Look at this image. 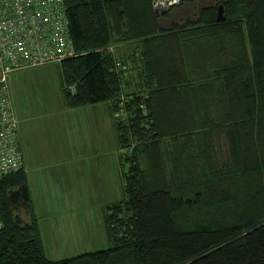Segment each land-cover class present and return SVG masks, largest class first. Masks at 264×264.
<instances>
[{"label":"trees","instance_id":"obj_1","mask_svg":"<svg viewBox=\"0 0 264 264\" xmlns=\"http://www.w3.org/2000/svg\"><path fill=\"white\" fill-rule=\"evenodd\" d=\"M216 1L166 30L154 0H65L64 101L107 104L125 195L108 248L54 260L8 203L25 169L0 178V264H264V0Z\"/></svg>","mask_w":264,"mask_h":264},{"label":"rangeland","instance_id":"obj_2","mask_svg":"<svg viewBox=\"0 0 264 264\" xmlns=\"http://www.w3.org/2000/svg\"><path fill=\"white\" fill-rule=\"evenodd\" d=\"M215 3L217 12L216 0H192L172 13L181 25ZM136 47V42L112 46L125 55ZM8 85L46 256L65 259L108 248L106 206L124 198L125 181L107 104L68 107L58 61L14 71ZM15 210L30 221L25 209Z\"/></svg>","mask_w":264,"mask_h":264},{"label":"built area","instance_id":"obj_3","mask_svg":"<svg viewBox=\"0 0 264 264\" xmlns=\"http://www.w3.org/2000/svg\"><path fill=\"white\" fill-rule=\"evenodd\" d=\"M74 53L65 0H0V178L24 168L9 97L10 74L60 63ZM4 226L0 209V232Z\"/></svg>","mask_w":264,"mask_h":264},{"label":"water","instance_id":"obj_4","mask_svg":"<svg viewBox=\"0 0 264 264\" xmlns=\"http://www.w3.org/2000/svg\"><path fill=\"white\" fill-rule=\"evenodd\" d=\"M154 5L157 16L165 14L169 9V5L165 6L160 10L157 9V0H154ZM224 20L225 17H224L223 5H220L217 11V21H224ZM29 198L30 195L26 183L19 185L17 188H13L9 190L8 193V203L14 210L19 207L25 209V211L29 213Z\"/></svg>","mask_w":264,"mask_h":264},{"label":"flooded vegetation","instance_id":"obj_5","mask_svg":"<svg viewBox=\"0 0 264 264\" xmlns=\"http://www.w3.org/2000/svg\"><path fill=\"white\" fill-rule=\"evenodd\" d=\"M192 0H158V6H162L163 8L167 5H169V9L168 11L163 14V15H160V19L162 20L163 18L166 19V15H168V18L164 21L166 23H163L164 25H162V27L166 30H169L170 28H172V26L176 23V16L177 14H174L172 12H174V10L176 8H180L182 7L183 5H188V3L190 4ZM172 3V4H171ZM216 6V3L214 4Z\"/></svg>","mask_w":264,"mask_h":264},{"label":"crops","instance_id":"obj_6","mask_svg":"<svg viewBox=\"0 0 264 264\" xmlns=\"http://www.w3.org/2000/svg\"><path fill=\"white\" fill-rule=\"evenodd\" d=\"M90 106H94V104L93 105H90ZM82 107H86V106H82ZM76 108H80V107H76ZM106 110H107V112L109 113V110H108V106L106 105ZM110 115V114H109ZM19 132V131H18ZM22 150V149H21ZM23 157H24V155H23ZM25 161H24V169H25V171H26V168H25ZM27 173V172H26ZM27 178H29L28 177V175H27ZM27 181H29V179H27Z\"/></svg>","mask_w":264,"mask_h":264}]
</instances>
